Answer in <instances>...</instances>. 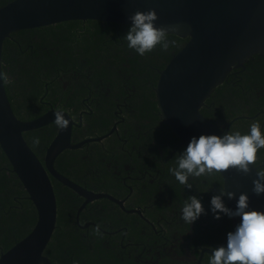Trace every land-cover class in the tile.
Wrapping results in <instances>:
<instances>
[{"label":"trees","instance_id":"16d2710c","mask_svg":"<svg viewBox=\"0 0 264 264\" xmlns=\"http://www.w3.org/2000/svg\"><path fill=\"white\" fill-rule=\"evenodd\" d=\"M11 1L0 0V7ZM129 27L98 20H69L11 33L3 44L2 72L12 80L4 85L13 111L21 120H32L50 109H62L77 124L82 113L81 126H74L73 138L99 137L116 125V131L103 141L65 150L56 159V169L78 185L96 192H109L116 186L126 190L128 184L135 182L136 179L122 178L127 175L125 165H128V172L144 178L142 183L156 195L158 191L166 193V185L172 197L174 219L160 220L158 227L164 231L153 234L151 244L160 237L164 242V236L171 238L192 230L200 245L217 248L232 231L231 218L220 214L221 218L215 219L210 210L211 198L219 194L223 178L221 175L190 177L188 182L192 188L188 189L169 172L177 166L176 159L186 147L162 123L155 94L160 72L188 37L168 34V39L175 41L168 51L157 47L140 56L127 47L124 36ZM201 112L213 123L223 127L230 124L229 132L241 134H247L251 123L258 121L264 134V54H255L244 67L233 69L205 101ZM57 131L53 122L23 134L42 162ZM34 138L39 139L38 145L33 143ZM106 149L107 157L102 161L101 152ZM88 150L97 152L92 161L84 158ZM108 162L120 165L114 168ZM263 162L264 149H260L255 166L264 169ZM51 181L57 201V221L44 254L54 264H136L134 259L143 252L142 248L131 245L127 249L131 250L130 254L122 251L129 243L126 236L133 237L132 242L145 240L136 237L141 219L122 210L113 217L105 202L107 199L102 198L98 208L89 202L80 211L78 223L76 216L84 198L55 178L51 177ZM110 183H114L112 187L108 186ZM190 196L202 201L206 214L188 225L178 217ZM223 200L227 206L225 197ZM160 201L155 198L157 207L147 212L156 222L157 209L161 211ZM87 220L95 223L85 226ZM36 221L37 210L0 146V255L26 237ZM97 225H100V235L94 231ZM121 225L129 228L126 236L120 230ZM87 231L91 233L87 235ZM108 231H119V234L112 237ZM122 236L125 237L121 244ZM205 256L204 264H209L210 254Z\"/></svg>","mask_w":264,"mask_h":264},{"label":"water","instance_id":"95a60500","mask_svg":"<svg viewBox=\"0 0 264 264\" xmlns=\"http://www.w3.org/2000/svg\"><path fill=\"white\" fill-rule=\"evenodd\" d=\"M150 9L157 13L156 27L180 23L181 30L169 34L188 37L160 72L155 87L162 123L173 130L180 145L186 148L192 137L223 136L229 132L230 124L223 127L213 123L201 108L233 69L244 67L255 54H264V0H13L0 7V72L4 41L15 31L69 20L131 25L128 16ZM55 110L32 120L17 118L5 85L0 81V146L37 210V221L31 232L0 255V264H54L44 254L57 221L51 176L85 199L78 215L98 198L121 203L107 193H94L78 185L55 168V160L64 150L77 149L86 142L105 137L73 144L75 122L67 112L63 111L69 126L66 130L58 129L47 147L44 162L28 145L24 132L53 123ZM257 169L251 166L249 175L235 169L222 173L225 191L236 194L231 200L224 196L230 209H236L239 195L244 193L249 197V210L264 211V194L257 196L252 192ZM231 222L235 231L240 217L231 218ZM226 245L227 238L219 247ZM203 251L211 253L212 249Z\"/></svg>","mask_w":264,"mask_h":264},{"label":"clouds","instance_id":"9594fccd","mask_svg":"<svg viewBox=\"0 0 264 264\" xmlns=\"http://www.w3.org/2000/svg\"><path fill=\"white\" fill-rule=\"evenodd\" d=\"M128 19L131 25L124 39L127 47L140 56L153 52L157 47L168 51L175 45V41L168 39V34L176 33L182 27L180 23L156 27L158 16L154 9L146 12L138 10ZM0 81L12 83L6 72H0ZM54 115L56 127L66 130L70 121L65 118L63 110H55ZM33 143L38 145L39 139L34 138ZM260 149H264V134L260 123L254 121L247 134L235 131L223 136L213 134L201 135L198 139L192 137L187 148L178 155L177 166L170 168L169 172L188 189L192 188L188 182L190 177L218 176L231 169L249 175L251 166L255 167L257 163V152ZM256 175L257 179L252 182V192L259 196L264 194V169H257ZM225 195L230 200L236 197L234 192L225 191L223 186L219 194L211 198L210 210L214 218L220 219V214L229 218L240 217V223L235 231L227 233L226 247L212 249L209 264H264V211L249 210V197L244 193L239 195L236 209L232 210L223 200ZM202 214H206L205 209L197 196H190L184 201L181 219L185 223L191 225ZM94 231L100 235V225Z\"/></svg>","mask_w":264,"mask_h":264},{"label":"flooded vegetation","instance_id":"af4514ba","mask_svg":"<svg viewBox=\"0 0 264 264\" xmlns=\"http://www.w3.org/2000/svg\"><path fill=\"white\" fill-rule=\"evenodd\" d=\"M81 116H82V113H80V117H79L80 123L79 124H77V122L73 119L75 122L74 126H78V127L81 126V121H82ZM116 129L117 127L115 125L109 133L99 136V137L105 136L103 139L86 142L80 148L84 147V145L88 143L100 142V141L105 140L108 136L112 135V133L116 131ZM99 137L83 138L82 136H77L76 138H73V130H72L71 141L73 144H77L87 139H96ZM96 153L97 152L94 150H88L84 158L87 157L89 161H92V158ZM101 153L102 155H104V158H102V161H105V158L107 157L106 156L107 149ZM107 165L113 166L114 168H118L120 164L119 162H116L115 164H113L112 162H108ZM262 165H264V162ZM54 166H55V163H54ZM125 166H126L127 175L122 177L123 180L127 178L136 179L135 182H133L132 184H128V189L119 190L120 188L116 186L113 188L112 191H109V192L107 191L96 192L94 190L84 187L94 193H107L111 195L112 197H114L116 200L121 202V203H117L109 198H106V197L103 198V199H107L105 200V202L107 203L109 208L113 211V214H112L113 217L117 214L118 211L122 210L127 215H136L137 219H141L137 227L138 231L136 233V237L145 238V240L143 241L132 242L131 239L133 237L126 236V234L129 233V228L127 226L121 225L120 230L124 231V235L128 238L129 243H130V244L128 243L127 245L123 246L124 250L122 251V253L130 254L131 250L128 251L127 249L128 247H132L131 245H134L135 247L142 248L143 250V252L138 254L137 259H134L136 264H173L171 260H176V261L185 262V263L187 262V263H192V264H204L206 261L205 255L207 252L203 250L209 247L200 245L201 243L199 242V240H197L194 236H192V230L189 231L187 234H181L180 236L175 234L171 238H167L164 236V239H165L164 242H162V238L160 237L158 242H155L154 244L150 243V239H153V236H152L153 234L158 235L164 231V228L158 227V225H160V220L164 219L165 221L168 222L174 219L172 215V210H171L172 204L170 201L172 197L168 194V188L166 185L164 186L166 193L160 194V192L158 191L160 196L159 194L156 195L153 189L150 190V188L146 187V185L142 183L144 181V178L132 176L133 173L128 172V169H130V166L128 165H125ZM118 173L122 174L121 171ZM113 184L114 183H110L108 186L112 187ZM133 185L135 187H132ZM145 195H148V197L145 198ZM155 198L157 199L159 198V200H162V202L160 201L161 211L157 209V222L153 221L147 215L148 211H151L157 207ZM100 199L102 198H98L90 202V203H94L95 209L100 206L98 202ZM90 203H88L87 205H89ZM78 212H79V209H78ZM109 215H105V217L109 218L110 217ZM178 219H181V216H179ZM79 220H80V214L78 215L77 213L76 221L79 223ZM120 220H123V218H120ZM91 223H95V222L92 220H87L85 226H88ZM90 233H91L90 231H87V235ZM108 233L111 234L112 237H114L116 236V234H119V231H115V232L108 231ZM87 235L85 234L83 236H87ZM125 236H122L120 238L121 244L124 242ZM202 252H204L203 256H202ZM207 254H211V253H207Z\"/></svg>","mask_w":264,"mask_h":264}]
</instances>
